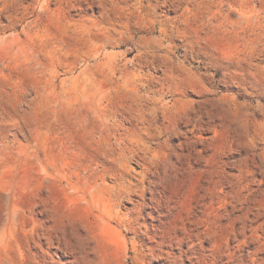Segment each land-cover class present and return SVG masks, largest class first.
I'll list each match as a JSON object with an SVG mask.
<instances>
[{
	"label": "rangeland",
	"instance_id": "obj_1",
	"mask_svg": "<svg viewBox=\"0 0 264 264\" xmlns=\"http://www.w3.org/2000/svg\"><path fill=\"white\" fill-rule=\"evenodd\" d=\"M169 263L264 264V0H0V264Z\"/></svg>",
	"mask_w": 264,
	"mask_h": 264
},
{
	"label": "bare ground",
	"instance_id": "obj_2",
	"mask_svg": "<svg viewBox=\"0 0 264 264\" xmlns=\"http://www.w3.org/2000/svg\"><path fill=\"white\" fill-rule=\"evenodd\" d=\"M122 157V156H121ZM106 158V157H105ZM115 163V162H114ZM149 170V169H148ZM143 179V178H142ZM163 183V182H162ZM161 184V183H160ZM152 187V186H151ZM150 188V187H149ZM134 190V189H133ZM137 191V190H136ZM140 191V190H139ZM151 192V191H150ZM151 195V194H150ZM131 198V197H130ZM125 199V198H124ZM132 202V201H131ZM215 202V201H214ZM146 204V203H145ZM147 208V207H146ZM143 217H145V216H143ZM152 217V216H151ZM159 218V217H158ZM114 221V220H113ZM151 230V229H150ZM69 231V230H68ZM55 234V233H54ZM132 234V233H131ZM130 235V234H129ZM69 236V235H68ZM57 237H58V235H57ZM56 238V237H55ZM60 238V237H59ZM61 238H63V237H61ZM78 238V237H77ZM150 238V237H149ZM42 240V239H41ZM57 240V239H56ZM66 240V239H65ZM58 241V240H57ZM78 241H79V239H78ZM39 242V241H38ZM32 243V242H31ZM48 243V242H47ZM50 243V242H49ZM64 243H65V241H64ZM78 243H81V241L80 242H78ZM44 244H46V242L44 243ZM77 244V243H76ZM82 245H83V243H81ZM80 244V245H81ZM65 245V244H64ZM72 245H74V244H72ZM78 245L79 244H77V247H78ZM45 246V245H44ZM57 247H59V246H57ZM68 246H66L65 248H67ZM75 247V246H74ZM81 248H83V247H81ZM59 249V248H58ZM62 249V248H61ZM68 249V248H67ZM84 249V248H83ZM84 251V250H83ZM39 256V255H38ZM83 256V255H82ZM15 262V261H14ZM71 262V261H70ZM170 264V263H169ZM174 264V263H173Z\"/></svg>",
	"mask_w": 264,
	"mask_h": 264
}]
</instances>
